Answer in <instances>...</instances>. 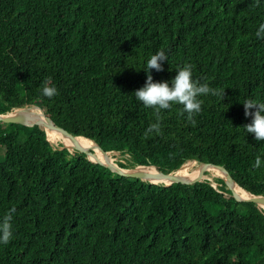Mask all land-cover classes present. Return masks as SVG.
<instances>
[{"label": "trees", "instance_id": "1", "mask_svg": "<svg viewBox=\"0 0 264 264\" xmlns=\"http://www.w3.org/2000/svg\"><path fill=\"white\" fill-rule=\"evenodd\" d=\"M261 25L264 0H0V115L40 103L121 169L217 165L264 197V141L244 129L243 107L264 103ZM161 50L154 83L171 87L190 65L194 82L219 93L197 97L194 123L182 105L157 114L134 94ZM48 80L52 98L42 94ZM45 131L0 122V222L15 208L0 264H264V209L235 199L221 178L123 177Z\"/></svg>", "mask_w": 264, "mask_h": 264}, {"label": "clouds", "instance_id": "2", "mask_svg": "<svg viewBox=\"0 0 264 264\" xmlns=\"http://www.w3.org/2000/svg\"><path fill=\"white\" fill-rule=\"evenodd\" d=\"M256 36L259 39H264V25H261ZM167 61V56L163 50L152 55L147 61V80L145 86L134 94L138 101L143 102L146 108H154L159 114L161 109H169L172 104H179L183 106V112L188 114V119L194 123L193 116L201 111V101L197 97L201 95L219 94L216 90L210 89L207 84H199L198 81L192 80V71L190 65H185L177 72L174 80L171 81V87L168 82L154 83L151 75V70L156 72L163 71L161 62ZM50 80L45 81L42 86V94L45 97L52 98L57 95V89L54 86H49ZM224 97V92H223ZM245 117H252L249 125L244 129L253 135L256 141H264V103H256L253 100H247L243 103ZM256 109L253 113L250 110ZM183 114V113H182ZM160 130L159 123L152 124L147 129V133ZM261 166V159L258 156L255 160L254 167ZM176 172V171H175ZM15 208H12L3 217L0 222V243L8 244L13 236L12 232V218Z\"/></svg>", "mask_w": 264, "mask_h": 264}, {"label": "water", "instance_id": "3", "mask_svg": "<svg viewBox=\"0 0 264 264\" xmlns=\"http://www.w3.org/2000/svg\"><path fill=\"white\" fill-rule=\"evenodd\" d=\"M21 110L22 109H15V110L11 111L10 113L0 115V122H18V123H23L25 125L39 124V125L43 126L44 129H45L46 126H51V127L55 128L59 132V135H60L61 139H65L66 138V139H69V140H74L75 137H72L70 134L65 132L62 128L57 127L51 120L47 119L45 116L44 117L47 119L46 121L45 120H39V119L35 118L34 116H32V115H30L28 113H25V112H23ZM13 114L21 115L27 121H29V123L20 122V121H8V118L11 115H13ZM90 142L92 143V145H84L83 147H81L79 145L72 146V147H67L64 144H63V147L68 149V150H70V151L77 150L79 152L86 153L88 156H89V153L87 152V150L90 151V149L91 150L95 149V150L99 151L100 154L102 156H104V158H105L104 162H102V161H98V162H100L102 165L106 166L113 173H115L117 175H120V176H123V177H130V178L139 179L141 181H147L146 177H144L142 175H139L137 173L130 172L128 169H121L119 167L118 168H113L112 165L109 163L108 159L106 158V154H109V153L103 152L97 144H95L92 141H90ZM138 167H145V166H138ZM138 167H135L134 169H131V171L135 170ZM206 167H212V168L217 169V170H219L221 172V176H219V178H221L223 180L224 184L230 190L232 196L235 199H237L238 201L252 202V203H255L257 205H261L262 203L264 204V197L263 196H255V195H252V194L246 192L245 190L244 191L246 193H248V197L242 198V199L237 198L235 196V194H234V190L230 187V181H233V180L227 175L226 171L221 166L211 165V164H199V166L197 167V169H196L195 173L193 174V176L191 178L185 180V181L178 180L173 175L175 172H173L171 174H162L159 171H157L154 167H146V168H153L157 172L156 177H162L163 179L168 180L170 182V184H174V183H179V182H181V183L193 182V181H196V180L200 179L202 177V175L206 172L205 171ZM170 184H168V185H170Z\"/></svg>", "mask_w": 264, "mask_h": 264}, {"label": "bare ground", "instance_id": "4", "mask_svg": "<svg viewBox=\"0 0 264 264\" xmlns=\"http://www.w3.org/2000/svg\"><path fill=\"white\" fill-rule=\"evenodd\" d=\"M37 109L38 108H36L35 106H32L30 108H26V109L21 110V111H23L25 113H28V114L34 116L35 118H39V116L41 115V119L40 120H45L46 121L47 119L44 117L43 112L40 111L39 109L38 110ZM15 115H17V116H15ZM13 116H15V117H13ZM23 119H24V117H22L21 115L13 114V115H11L8 118V121H20V122H25V123L29 122V121L23 120ZM45 129H46L47 135H50L53 138H58V136H56V134H55V132H54V130H53V128L51 126H46ZM48 131L50 133H52L53 135L49 134ZM80 138L81 137H75L74 140H70L69 142H67L69 144V146L65 145V141H63L62 144H64L67 147H72V146H76V145H79L81 147H83L84 145H92V143L89 140L81 138V139L85 140L86 141L85 142V141L79 140ZM93 150H95V149H93ZM94 153L95 154L99 153V155L102 158V160H98L99 158L97 160L104 162L105 158H104V156H102L100 154L99 151L95 150ZM106 158L108 159L109 163L112 165L113 168H118V166L116 164H113V162L115 160H114V158H112V156H110L109 154H106ZM192 164H193V161L186 163L184 166L179 168L173 175L180 181H185V180L191 178L193 176V174L195 173V171H196V169H192ZM128 170L130 172L137 173L139 175H142V176L146 177L147 178L146 180L151 182V183H155V184L162 183V184H165V185L170 184V182L168 180H165L162 177H156L157 172L155 170H153L152 168L138 167V168H136L135 170H132V171H131V169H128ZM147 170L150 171L155 176L152 175ZM206 170H208L211 173L210 175H212L213 177L221 176V172L219 170H217V169H214L212 167H206L205 171ZM230 187L234 190V194H235L236 197H238L240 199L248 197V193H246L244 190L240 189L233 181H230ZM259 206L264 209V204L263 203L261 205H259Z\"/></svg>", "mask_w": 264, "mask_h": 264}, {"label": "rangeland", "instance_id": "5", "mask_svg": "<svg viewBox=\"0 0 264 264\" xmlns=\"http://www.w3.org/2000/svg\"><path fill=\"white\" fill-rule=\"evenodd\" d=\"M33 105H38V107H40V109H41V105H40V103H36V104H33ZM32 105V106H33ZM32 106H30V107H32ZM30 107H25V108H21L22 110H24V109H26V108H30ZM38 110V109H37ZM40 111H42L43 112V110L41 109ZM19 115V114H18ZM15 116H17V115H15ZM15 116H13V117H15ZM37 119H41V115L39 116V118H37ZM56 134V136H58V138H53L52 136H50V135H47V139H48V141L52 144V145H54V146H58V145H62V142L63 141H65V145H67V146H69V144L67 143V142H69L70 140L69 139H61L60 138V135L58 134V133H55ZM91 150V149H90ZM94 151L95 150H93L92 149V151L91 152H93V154L91 155H89V158L92 160V161H98V160H102V158L100 157V155H99V153L97 154H95L94 153ZM2 154H3V149L2 148H0V158H2ZM109 155L110 156H116V154H111V153H109ZM99 156V157H98ZM99 158V159H98ZM113 158V157H112ZM94 159V160H93ZM98 159V160H97ZM114 160H117V158H114ZM113 164H116L115 163V161L113 162ZM199 166V164H197L196 162H194L193 161V164H192V169H197V167ZM148 171V170H147ZM149 172V171H148ZM206 172H208L209 174H211L208 170H206ZM212 176V175H211ZM213 177V176H212ZM219 177V176H218ZM214 178H217V177H214Z\"/></svg>", "mask_w": 264, "mask_h": 264}]
</instances>
